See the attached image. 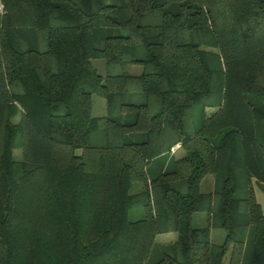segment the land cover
<instances>
[{"label": "trees", "instance_id": "1", "mask_svg": "<svg viewBox=\"0 0 264 264\" xmlns=\"http://www.w3.org/2000/svg\"><path fill=\"white\" fill-rule=\"evenodd\" d=\"M0 3V264H264V0Z\"/></svg>", "mask_w": 264, "mask_h": 264}, {"label": "rangeland", "instance_id": "2", "mask_svg": "<svg viewBox=\"0 0 264 264\" xmlns=\"http://www.w3.org/2000/svg\"><path fill=\"white\" fill-rule=\"evenodd\" d=\"M91 60H92L93 65L96 67V69L101 72L104 68V60L102 58H92ZM139 68H140L139 64H130L129 63V64H126V66H125V70L128 72L137 71ZM92 100H93V102H92V113L93 114L103 113L101 111V106H100L99 101L100 100L103 101L104 98L101 95L93 94ZM15 118H17V116ZM13 152H14L13 154H14L15 158L21 157L20 147L16 146L14 148ZM212 176H213L212 173H206L200 178L199 183H198V190L199 191L206 192V191H209L211 189V187H212L211 183L213 182ZM140 184H141L140 181L132 182V186L130 187V190L131 191L137 190L138 187L140 186ZM251 187H252L254 199L258 202L260 209L262 211H264V191L253 180H251ZM141 214H142L141 209L136 208V209L130 210L129 216L133 218V217H138ZM191 223H192V225H203V224H205L206 223V212L203 210L194 211L192 213ZM209 228H212L213 230H216V229L222 230L223 229L220 226H215V225H210ZM223 234H224V230H223ZM161 236L162 235H157V238L155 240L158 241ZM158 242H162V241L159 240ZM229 249L230 248H229V244H228L224 253L221 256V264H227V260H228V256H229Z\"/></svg>", "mask_w": 264, "mask_h": 264}, {"label": "crops", "instance_id": "3", "mask_svg": "<svg viewBox=\"0 0 264 264\" xmlns=\"http://www.w3.org/2000/svg\"><path fill=\"white\" fill-rule=\"evenodd\" d=\"M99 103H100V106H101V111L104 112V100L103 101L100 100ZM169 154L172 155V156L178 157V156L183 154V149L179 145V143H176L175 145L172 146V149L170 150ZM211 185H213V182L211 183ZM157 235H162L159 238V240L162 241V242L173 241L177 237V234L174 231L157 233L156 236H155V239L157 238ZM209 238L213 242H218L219 240H221V238H223V229L222 230H219V229L218 230L217 229L213 230L212 228H209Z\"/></svg>", "mask_w": 264, "mask_h": 264}, {"label": "built area", "instance_id": "4", "mask_svg": "<svg viewBox=\"0 0 264 264\" xmlns=\"http://www.w3.org/2000/svg\"><path fill=\"white\" fill-rule=\"evenodd\" d=\"M2 8V5H1V3H0V9Z\"/></svg>", "mask_w": 264, "mask_h": 264}]
</instances>
